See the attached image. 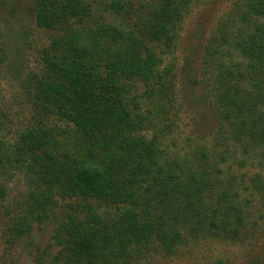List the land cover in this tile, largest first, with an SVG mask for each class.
<instances>
[{
	"label": "trees",
	"instance_id": "16d2710c",
	"mask_svg": "<svg viewBox=\"0 0 264 264\" xmlns=\"http://www.w3.org/2000/svg\"><path fill=\"white\" fill-rule=\"evenodd\" d=\"M31 1L54 36L20 79L28 112L14 128L0 91V210L13 178L26 186L10 228L23 234L66 201L55 264H137L205 237L239 240L255 223L247 205L264 209V0H235L208 39L203 79L185 81L202 85L217 123L174 152L167 121L182 104L164 62L196 0H154L132 24L128 1L111 0L116 20L93 26L84 0ZM6 58L0 28V88Z\"/></svg>",
	"mask_w": 264,
	"mask_h": 264
},
{
	"label": "rangeland",
	"instance_id": "374dc122",
	"mask_svg": "<svg viewBox=\"0 0 264 264\" xmlns=\"http://www.w3.org/2000/svg\"><path fill=\"white\" fill-rule=\"evenodd\" d=\"M84 1L90 6V15L86 19L88 25L116 20L115 13L107 6L111 0ZM125 1H128L131 24L136 20L141 22L154 2ZM234 1L196 0L183 15L175 47L166 55L164 62L172 66L176 75V102L182 104L177 115L174 117L170 114L167 121H171L172 132L168 134L171 140L165 143H169L170 147L174 144L181 146L188 137L192 138L195 145L200 141L195 138L209 134L217 123V114L210 100L202 98V85L191 86L185 79L189 76L203 79L205 46L228 18V10ZM0 28L7 49V61L1 73V99L5 106L11 107L9 118L14 128L26 120L28 112L26 97L19 89L20 79L41 66L42 49L48 45L54 31L35 24L31 0H0ZM176 149L177 146H174L168 150L174 152ZM230 166L238 170L234 173L237 176L240 172L251 174L252 171H259L252 165ZM25 188L21 176H16L8 183V194L0 210V264H55L59 245L54 233L59 219L68 211L67 202H59L41 220L34 221L29 231L19 235L10 225L20 212L16 206ZM250 205L249 220L255 223L249 222V228L242 232L239 240L205 237L169 256L153 250L137 264H252L256 259H264V209L255 200L247 206Z\"/></svg>",
	"mask_w": 264,
	"mask_h": 264
}]
</instances>
